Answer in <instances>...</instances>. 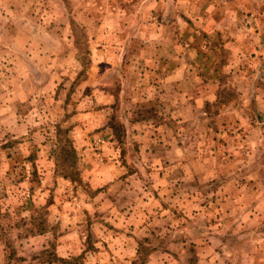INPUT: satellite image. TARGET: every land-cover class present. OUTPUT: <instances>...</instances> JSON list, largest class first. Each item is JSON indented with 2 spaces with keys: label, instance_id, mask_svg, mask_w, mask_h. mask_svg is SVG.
Instances as JSON below:
<instances>
[{
  "label": "rangeland",
  "instance_id": "1",
  "mask_svg": "<svg viewBox=\"0 0 264 264\" xmlns=\"http://www.w3.org/2000/svg\"><path fill=\"white\" fill-rule=\"evenodd\" d=\"M0 264H264V0H0Z\"/></svg>",
  "mask_w": 264,
  "mask_h": 264
},
{
  "label": "crops",
  "instance_id": "2",
  "mask_svg": "<svg viewBox=\"0 0 264 264\" xmlns=\"http://www.w3.org/2000/svg\"><path fill=\"white\" fill-rule=\"evenodd\" d=\"M175 80L177 81V82H179V81H182V78H175Z\"/></svg>",
  "mask_w": 264,
  "mask_h": 264
}]
</instances>
